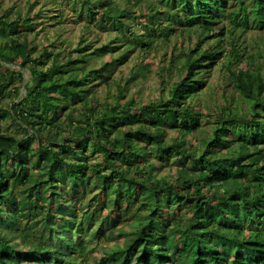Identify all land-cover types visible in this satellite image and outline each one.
Masks as SVG:
<instances>
[{"label":"trees","instance_id":"trees-1","mask_svg":"<svg viewBox=\"0 0 264 264\" xmlns=\"http://www.w3.org/2000/svg\"><path fill=\"white\" fill-rule=\"evenodd\" d=\"M46 3L57 15L0 0V264H264V52L245 40L264 32V0ZM72 24L111 38L65 54ZM193 34L196 49L161 69L158 98L123 105L142 73L132 66L125 85L115 73L132 54ZM224 68L234 94L202 113ZM103 84L117 93L96 103ZM7 121L22 134L2 133Z\"/></svg>","mask_w":264,"mask_h":264},{"label":"rangeland","instance_id":"rangeland-1","mask_svg":"<svg viewBox=\"0 0 264 264\" xmlns=\"http://www.w3.org/2000/svg\"><path fill=\"white\" fill-rule=\"evenodd\" d=\"M3 5L6 8L12 7L13 13L17 14L18 11H21L22 16L26 15V12L30 11L31 15H35L40 12V10H44L46 14L49 15H57V10L58 7L53 8L49 3H46L47 0H38V3L34 4V7L30 10V6L27 4L29 1L32 3L34 0H1ZM46 3V4H45ZM45 4V8L44 7ZM64 8V7H63ZM53 11V13H51ZM49 22V21H48ZM42 28L39 26V29ZM66 32L63 35L64 40H68V42L65 45V47H62L63 52L66 54L67 50L74 49L76 46L79 45V41L81 42L82 38H84V46L87 43H95V45H102L108 41L109 38H111L110 33H108L105 30H101L98 28H93L94 33L88 32V29H86L84 26H77L72 24L68 28H65ZM55 33L54 29L53 30H48L47 33L46 31L42 32L38 37L37 41L39 44V48L48 45L50 41H52V36L51 34ZM113 35V34H112ZM196 34H193L190 39L185 38V37H180L177 40L173 38L170 42H168L164 47H160L157 51L152 52L150 55H140L139 53H134L132 54V57L130 59V62L126 64L124 67H122L117 73H115V77H118L121 80L122 84H126V81L130 75V70L132 66H140L139 72L142 73L139 75V78L135 82H131L127 85V96L125 100H123V105H125L128 101L135 99L139 105H144L149 103L150 101H154L155 99L158 98L160 90L162 88V82H161V76L160 74L163 73L162 68L167 69L170 65V61L172 59V56L175 55V57L180 56L182 52H186L188 49H196L197 44H196ZM245 40L248 42L249 50L253 54V46L256 47L255 53H258L260 50L264 52V32H249ZM228 42V40L226 41ZM230 43V42H229ZM230 44L225 46V52L228 53V51L231 49ZM199 49H201V46H199ZM76 55V53H74ZM261 60L264 62V58L261 57ZM164 73L165 70H164ZM227 75V69L224 68L223 71L220 72H214L209 78L208 81V87L209 89L206 90L207 94L204 99L199 100L196 102V109L201 111L202 113H207L209 112L210 114L213 112V106L215 104H222L224 101L223 99L230 98L232 94H234L233 89L228 85V82L225 81V76ZM170 75H166V79ZM24 77H25V82L30 79V72L29 70H24ZM115 79V78H114ZM172 79L176 81L178 79L177 75L173 74ZM24 83V82H23ZM22 87V85H21ZM108 91L110 92V95H108ZM21 92H24L23 87L21 88ZM117 93V87H111L110 89L106 85H100L95 88V93L94 96L91 97V99H94L95 102H107V99L111 98L113 95ZM11 98H7L4 101V105H8L10 103ZM205 118L204 120H207ZM212 120V119H211ZM3 128L1 130L2 133L5 132H19V134H22V131L18 128L17 125L11 124L10 121H7L2 124ZM9 125L8 129H5V126ZM174 136V134H172ZM200 136H197L198 139L195 138H188L189 143H197L199 142ZM197 141V142H196ZM97 156H99L97 154ZM97 156L95 157L97 159ZM170 169V168H169ZM169 169L163 171L161 173L165 174L169 171ZM172 169H176L175 166ZM171 170V169H170ZM96 192V191H95ZM94 192V193H95ZM93 195V194H92ZM92 195L84 196V198L81 200L82 205H80L81 201L75 203L74 207H85L88 205ZM82 210L81 212H83ZM106 211H103L101 215L105 216ZM39 219H37L38 221ZM86 223V222H85ZM100 225H102V228H104V221L99 222ZM33 223H31L30 227H35L32 226ZM40 227V226H39ZM34 229V228H32ZM4 230V229H3ZM110 230V229H109ZM109 230L106 231L107 234H109L112 237L115 235L110 232ZM118 233V230L115 231V234ZM93 235V232L91 231L90 233ZM117 237V235H116ZM114 237V238H116ZM8 242L13 241V237L9 238L7 240ZM120 241V240H119ZM114 247V244H112ZM111 245V246H112ZM88 263L90 262L91 264L94 263V259L89 256L87 259ZM79 262V261H78Z\"/></svg>","mask_w":264,"mask_h":264}]
</instances>
